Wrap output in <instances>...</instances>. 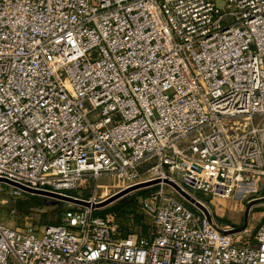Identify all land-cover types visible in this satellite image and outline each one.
Returning a JSON list of instances; mask_svg holds the SVG:
<instances>
[{"label":"built area","instance_id":"built-area-1","mask_svg":"<svg viewBox=\"0 0 264 264\" xmlns=\"http://www.w3.org/2000/svg\"><path fill=\"white\" fill-rule=\"evenodd\" d=\"M106 175L156 186L146 233L87 195L39 230L0 223V264H264V220L227 234L194 195L264 183V0H0V178Z\"/></svg>","mask_w":264,"mask_h":264},{"label":"rangeland","instance_id":"rangeland-1","mask_svg":"<svg viewBox=\"0 0 264 264\" xmlns=\"http://www.w3.org/2000/svg\"><path fill=\"white\" fill-rule=\"evenodd\" d=\"M96 184L97 186L95 182L89 180L66 194L81 199L87 195H93L96 201H101L123 187L117 178L110 175L100 178ZM155 188L156 186H142L129 191L97 208L95 214L103 216L101 211L126 213V216L116 215L121 223V232L124 234L136 229L146 233L150 220L148 215L141 212L139 202ZM239 188L242 190H233L228 198H210V195L199 191L194 192V195L205 202L218 226L228 228L227 231H230V234L239 233V236L245 239V236L253 233L259 220H264V199H261L264 197V183L252 181L241 184ZM11 191L10 185L0 182V223L10 228L23 229L32 226L39 230L47 224H57L61 213L69 206L67 201L46 194L25 193L13 198ZM115 206L129 210L127 212L119 209L109 210Z\"/></svg>","mask_w":264,"mask_h":264},{"label":"water","instance_id":"water-1","mask_svg":"<svg viewBox=\"0 0 264 264\" xmlns=\"http://www.w3.org/2000/svg\"><path fill=\"white\" fill-rule=\"evenodd\" d=\"M0 182L6 183V184H8L10 186H14V187L20 188V189H22L23 191H25L27 193L46 194V195L54 196V197L59 198L61 200L67 201L68 203H71V204L88 206V203L86 201H84L83 199L76 198V197H73V196H70V195L59 194V193H54V192L45 191V190H39V189H32V188L25 187V186H23V185H21L19 183H15V182H12V181H9V180H6V179H1V178H0ZM154 182H156V181H153L152 183H154ZM164 182L169 183V184H171V185H173L175 187V185L173 183H171V182H169L167 180H164ZM145 185L146 184H144V185H136V186H132V187L123 189L121 191H118L117 193L111 195L110 197L93 204L92 207H94V208L102 207V206L106 205L107 203H109V202L117 199L118 197L124 195L125 193H127L129 191H132V190H134L136 188H140L141 186H145ZM181 195L184 198H186V200L190 204L202 209L204 211V213H206V214L208 213L207 209L203 205H201L194 197L190 196L186 192H181ZM261 199H264V197H261ZM250 204H249V206H250ZM225 233L230 234L231 232L226 230Z\"/></svg>","mask_w":264,"mask_h":264},{"label":"trees","instance_id":"trees-1","mask_svg":"<svg viewBox=\"0 0 264 264\" xmlns=\"http://www.w3.org/2000/svg\"><path fill=\"white\" fill-rule=\"evenodd\" d=\"M121 210V211H125V212H127L129 209H126V208H121V207H119V206H115V207H111V209H109V210ZM100 213H103V214H106V211H101ZM111 213H113V214H115V215H120V216H126V213L124 214H122V213H115V211H112ZM128 214V213H127ZM119 223H120V221H119ZM120 226H121V223H120ZM127 232H124V234H126Z\"/></svg>","mask_w":264,"mask_h":264}]
</instances>
